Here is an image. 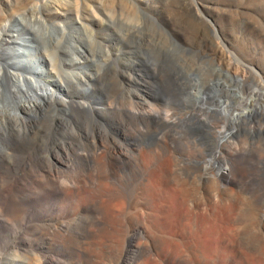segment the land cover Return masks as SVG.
Listing matches in <instances>:
<instances>
[{"label": "bare ground", "instance_id": "6f19581e", "mask_svg": "<svg viewBox=\"0 0 264 264\" xmlns=\"http://www.w3.org/2000/svg\"><path fill=\"white\" fill-rule=\"evenodd\" d=\"M9 1L4 0V3L8 4ZM64 2L62 0V3ZM67 2L70 3V1ZM191 4L192 7H190L194 9L196 16L209 30L210 33L205 32L204 35L210 34L211 39L208 40L216 47V51L223 52L224 48L234 49L235 43L232 38L227 37V34L222 30L223 36H221L217 25L206 17V15L212 14L211 8L196 1ZM35 5L39 6L37 3ZM18 9L20 10V8ZM32 14V18L26 17L25 14L28 19H24L23 14L15 18L12 23L6 21L0 26V123L2 125L0 131H10L11 133L17 131L16 128L23 122L22 117H25L22 116L24 113L52 111L57 114L59 113L58 107L60 110L62 109L61 113L67 116V113H64V111H67L65 110L66 106H78L75 115L81 119L89 117L94 119L97 113L110 112L115 104L114 101L113 105L111 103L101 104L102 99L98 96L95 98L93 92L82 95L78 90L90 82L83 73L84 63L81 62L82 59L79 57L81 55L80 44L73 43L76 46H74L75 57L72 59H66L62 56L57 62H54L47 54L49 50L56 48L51 46L52 43H55L50 36V28L66 30V27L71 24L76 27L75 34L79 35L82 28L79 20L45 26L43 20H41L42 18H36V13ZM37 14L39 16V11ZM52 20L54 19L52 18ZM35 26H42L41 28L45 32L41 34ZM258 26L256 25V27ZM223 42H226L227 45L224 46ZM110 46L112 49L111 56H118L120 50L117 45L110 44ZM48 47H51V49L48 50ZM229 72L232 73V71ZM248 75L258 82V92L264 89V69L261 72H256L254 69L248 68ZM231 76L236 79L233 80L237 85L236 88H238L239 83L244 82V76H241L238 71L233 72ZM195 82L189 79L187 84L171 83L174 91L168 95L166 93L165 96L161 95L164 102L167 103L168 101V105H165L167 111L164 112V110V114H161L160 110L153 111V113L159 118L161 117L159 115H164L168 121V119H172L170 116L174 114L171 113L172 106L169 107V103L179 106L181 111L183 110L186 121L183 119L182 123L196 137L193 140L202 146L204 156L208 158V160L202 162L201 171L198 174L201 188L199 186L197 189L203 191L200 198L198 197L200 196L198 195L199 192L197 193L198 199L192 198L195 193L193 192V194L190 190V185L187 188L186 185L180 184V180L179 183L176 182L178 180L175 177L177 176L175 175L176 172L174 173L176 169L172 170L171 165L164 161L165 159H160L163 155H161V152L164 151L162 145L161 148L153 149H145V147L139 146L140 163L138 165L141 164L140 166L146 172L145 178L138 184L134 183L136 186L129 184L131 181L128 182L127 180V186L114 183L113 189L112 182L116 166L119 161L122 163L130 161L128 151L120 144H109L106 138H80L82 143L88 140V143L86 142L87 148L78 149L73 145L75 141H71L64 146L53 149L56 154L63 150L60 161L56 162L55 165L49 164V167H46L44 158L36 153L37 155L25 156L24 160L20 159L16 163H11L6 171L0 168V233L1 230L8 231L14 236L21 237L23 233L34 230L43 237L46 235L47 238H43L44 241L32 243L31 246L33 248L38 246L39 250L37 251L46 255L43 260L39 259L40 261H37L39 264H54V260L48 255L50 253L48 245H54V242L62 244V241H64V246L65 242L72 244L70 243L72 238L74 240L80 238L77 231L78 224L87 220L85 217H88L85 215L90 214L93 217L92 214H95L94 221H91L92 219L89 223L87 221L89 230L96 227L95 230H92V234L98 230L99 226L97 224L100 226L105 225L108 229L104 231V234L99 235L101 230L99 233L97 232L96 235H99L97 238L93 234L94 239H99V241L94 240V242L96 241L94 245L97 248L94 254L91 253L90 255L88 249L93 244L89 243L88 248L86 246L90 256L86 254L87 250L82 240V245L86 250L84 252L89 256L88 259L83 258V264H264V212H261L255 206L258 192L253 188L254 186L252 187V181L245 172L247 167H244V171L236 167L235 160L239 155L240 146L238 147L237 143L229 138L230 133L234 132V127L237 126L241 117L236 113L235 106L242 102L251 105L254 101L244 99L242 94L235 90L236 88H232V90L228 85L220 88V85L215 83L209 89L202 90ZM224 95L228 100L224 99ZM91 96L93 97L91 98ZM259 96L264 101V94H259ZM143 110L138 109L136 113L153 117L151 112ZM227 124L231 126L232 131L230 133L228 131L226 133L224 130L228 126ZM209 132L214 134V138L202 137ZM3 139L8 141L12 138ZM161 139L159 137V140ZM145 142L148 144L149 139H145ZM173 145L172 147H174ZM240 145L242 144L240 143ZM169 151L171 152V150ZM181 154L183 153L181 152ZM172 155L174 156V154ZM20 157L22 158V156ZM133 157H130V159ZM238 159L241 160L240 157ZM178 160L176 161L179 162L180 160ZM177 162L176 164H178ZM130 167L128 168L131 169ZM67 171H70L72 176L66 177L65 173ZM181 173H184V171ZM252 180L254 181V179ZM255 180H260V177ZM193 184L191 183V186ZM31 185L39 191L38 194L36 191H32ZM41 194L57 196L62 207L52 208V216H44L37 221V224H33L35 221L29 217L25 206L31 207L37 199V195L40 196ZM121 195L122 197L118 199L117 204L111 203L112 199L115 202V199ZM119 200H121L120 203ZM85 243L88 242L85 241ZM14 244L16 249L22 248L20 241ZM77 245L78 247H76L79 249L81 244L77 243ZM78 249L77 251H79ZM80 250L83 252L82 249ZM91 251H94V249ZM77 253L81 256L79 252ZM78 255L77 258L79 259ZM35 263L26 261V264Z\"/></svg>", "mask_w": 264, "mask_h": 264}, {"label": "rangeland", "instance_id": "374dc122", "mask_svg": "<svg viewBox=\"0 0 264 264\" xmlns=\"http://www.w3.org/2000/svg\"><path fill=\"white\" fill-rule=\"evenodd\" d=\"M43 1L44 0H20L19 2V0H10L8 4H6L4 0H0V7L2 6L0 11L3 10L0 16L3 13L4 15H2V17L5 16L4 18L0 17V26L6 23V21L12 23L19 15L22 16L24 14L22 16L24 19L32 18L33 14L31 15V13H36L37 17L34 14V18H42L41 20H43L42 22L45 26H50L53 23H68L70 20H79V24L82 27L79 31V35L75 34L76 27L71 24L66 27V30H58L53 27L50 28V36L55 43H52L51 46H55L56 48L49 50L51 47H48L49 52L47 54L54 62H57L62 56L66 59H72L75 57L74 46H76L73 43L76 42L80 44L81 55L79 57L82 59L81 62L84 63L83 73L90 82L79 88V92H81L82 95L93 92L95 98L98 96V98L102 99L103 102H101V104H114V102L115 104H112L113 106L110 112L97 113L94 119L90 117L81 119L76 116L75 111L79 108L76 105L66 106L65 110L67 111H64V113H67V116L61 113L62 109L60 110L59 107L57 108V110H59L57 114L52 111H47L46 113L42 111L24 113L22 116L25 117H22L23 122L16 128L17 131L12 133L10 131H0V168L6 171L11 163H16L20 159L24 160L29 155H37L36 153H38L41 158H44V164L46 167H49V164L55 165L62 157L63 150L56 154V152L53 151L55 147L64 146L68 142L75 141L73 145L76 148L85 149L87 148L88 140L86 141L87 143L84 141L82 143L80 138H106L107 142L111 145H122L129 153L130 161L128 162H131L122 163L119 161V164L116 166V172L114 173L112 186L115 184L127 186V181H131L129 184L136 186V184L141 182L142 179L145 178L144 176H146V172L140 166L141 164L138 165V163H140L138 147L153 149L163 146L162 148L164 151L161 152V155H163L160 159H165L164 161L171 165L172 170H177H174V173L176 172L175 175H177L175 177L178 179L176 182L186 185L187 188H189L190 185V190L192 193L194 192L196 194L193 193L194 195L192 198L195 197L194 199H198L203 192L197 189L199 186L201 188L198 174L201 171L202 162L208 160V158L204 156L201 148L202 146L193 140V138L196 137L185 128V125L182 123L183 119L186 121V116L179 106L177 107L169 103V107L172 106L171 113H174V117L171 115L170 118L172 119H168V121L164 115H159L162 117H160L161 119L155 116L153 111L160 110L159 112L161 114L164 110V112L167 111L165 105H168V101L167 103L164 102L161 95L165 96L166 93L167 95L171 94L174 91L172 86L175 83L179 85L184 83L187 84V81L191 79L196 81L195 83L202 90L209 89L211 85L215 83H218L220 88L224 85H228L230 89H234L237 85H235L236 83H234L233 80L236 79H233L231 74L238 71L241 76H244V82L239 83L238 88L235 90L237 92L239 91L244 99L253 100L254 102L251 105L245 104V102L237 104L235 106V110L237 109L236 113L241 115L237 126L234 127L235 130L233 133H230L232 129L229 124H227L229 127L226 126L224 130L226 133L229 132L231 134L229 138H232L233 141L237 143L238 147L240 146L239 155L235 160L236 167L241 170L243 169V171L245 166L248 168H246L245 172H247V176L252 181V187L254 186L253 188L258 192V199L255 202V206L259 208L261 212H264V101L259 96V94H264V89L258 92V82L248 75V68L254 69L256 72H261V70L264 69V0H78V2H76L77 0H74L75 2L67 0L70 1L71 5L70 3L68 4L66 0H63V2L66 1L64 3H62V0ZM188 1L191 3L195 1L200 2L204 6L211 8L212 14L206 15V17L217 25L220 33L222 30L227 34V37L232 38L235 43L234 49L224 48L225 50L221 49L223 52L216 51V47L209 41L211 39V36H209L210 34L204 35L210 33L208 32L209 30L196 16L194 9L191 8L192 4ZM36 3L39 4V6L35 5ZM45 4H47V7ZM59 4L61 5L58 6ZM10 5L13 7H9ZM15 5L20 8V10L18 8L15 9ZM34 7H38L36 8V10L38 9L37 12ZM27 9L31 10L29 11ZM23 10L24 12L22 13ZM56 10L59 11L56 12ZM38 11L40 17L37 14ZM237 11H239V13H237ZM219 12H221L220 15ZM25 14L28 18L25 17ZM52 18L54 20H52ZM259 19L261 22L263 21L262 24ZM256 25H259V28L256 27ZM35 27L41 34L45 32V30L41 28L42 26ZM205 28L207 31H205ZM221 36H223L222 33ZM110 44L117 45L120 50L118 56H111L112 49ZM207 45L208 47H206ZM223 45L226 46V42H223ZM57 51L59 52L58 54L56 53ZM229 71H232V73ZM92 97L93 96H91V98ZM226 98L227 97L224 95V99L228 100V98ZM92 101H94V99H92ZM138 109H145L143 111L151 112L153 117L138 115L136 113ZM132 114L135 115L133 116ZM27 120L28 122H26ZM0 128H2L1 123ZM213 135L214 134L209 132L206 136L202 137L214 138ZM159 137L162 139L159 140ZM3 138L12 139L4 141ZM138 139L143 140L138 141ZM145 139H149L148 144L145 142ZM158 140L159 142H157ZM240 143L242 145H240ZM172 144H174V147H172ZM134 147L136 148L133 149ZM166 147H168L167 149L171 150V152H168ZM181 152L183 154H181ZM171 154H174V156H171ZM19 156H22V158H19ZM166 156L168 157L165 158ZM17 157L19 159H16ZM130 157L133 158L130 159ZM179 157L180 161L178 160ZM238 157L242 159L239 160ZM176 162L178 164H176ZM179 163H181V166ZM182 166L183 168L181 169ZM187 167L190 168L188 169ZM183 171L184 173H181ZM93 173L95 174V170H93ZM65 175L69 177L72 176V173L67 171ZM259 177L260 180H255ZM252 179H254V181ZM132 180L134 181L132 182ZM191 183H194L192 185L193 187ZM33 187L34 186L31 185L32 191H36L38 194L39 191ZM198 192L200 196L197 197ZM121 197L122 195L116 198V201L114 200L115 202H113L112 199L111 203L117 204L116 202H118V199ZM36 198L37 199H34V204L31 207L25 206L29 217L35 221L33 224H37V221L44 216H52V208L62 207L61 202L55 195L41 194L40 196L37 195ZM121 200H119V203ZM92 215L93 217H91L90 214L85 215L88 217H85L87 220L85 222H80L83 225L80 223V225L78 224L77 228L79 230L77 229V231L80 238H75V240L72 238L70 240L72 244L65 242L64 246V241H62L63 245L58 242H54V245H48V248H50V253L48 255L54 260V264H83V258L88 259L87 257H89L91 253L94 254V252H96L97 248L94 243H96V241L98 242L99 239H94V237L97 238L100 234H104V231H107L108 227L97 224L100 228L97 226L98 230L94 231L96 233H93V237L92 230H95L96 227H94L95 229L92 228V230L87 228L89 221L91 219V221H94L95 214ZM83 227L85 228L83 229ZM88 230L89 232L87 233ZM97 232H100L99 235H96ZM87 235L88 238L86 237ZM43 238H47V236L45 235L43 237L37 234V232H34V230L23 233L21 237L14 236L8 231L1 230L0 264H26V261L39 264L37 261L43 260L46 255L37 251L39 250L38 246L37 248H33L31 245L32 243H41L44 241ZM82 240L85 249L86 246L87 248L90 246L89 243L94 246L91 245L90 247L93 248H88L90 253L86 249V254H90L89 256L84 252L85 249L82 245ZM84 240L88 243H85ZM94 240L96 241L94 242ZM19 241L23 249H16L14 243ZM57 243L58 245H56ZM77 243L79 245L81 244L83 247L80 245L78 249ZM77 249L79 251H77ZM80 249H82L83 252ZM90 249H94V251ZM70 251H73L72 255ZM77 252H79L81 256H79ZM75 254L79 256V259L82 258L79 260ZM69 261L72 263H69Z\"/></svg>", "mask_w": 264, "mask_h": 264}, {"label": "water", "instance_id": "95a60500", "mask_svg": "<svg viewBox=\"0 0 264 264\" xmlns=\"http://www.w3.org/2000/svg\"><path fill=\"white\" fill-rule=\"evenodd\" d=\"M151 138H153V137H151Z\"/></svg>", "mask_w": 264, "mask_h": 264}]
</instances>
